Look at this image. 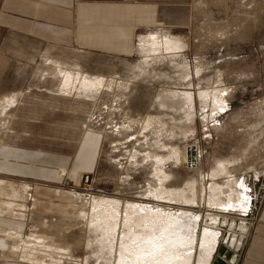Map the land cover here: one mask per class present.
Wrapping results in <instances>:
<instances>
[{"label":"rangeland","instance_id":"obj_1","mask_svg":"<svg viewBox=\"0 0 264 264\" xmlns=\"http://www.w3.org/2000/svg\"><path fill=\"white\" fill-rule=\"evenodd\" d=\"M190 7L191 13L185 20L181 17L177 18L176 22L162 21L153 28L157 31L149 30L150 32L146 33L182 39L184 47L179 51L180 56L176 61H186L192 77L191 85L185 86L193 92L194 120L189 124L192 132L190 131L191 134L187 132L183 139L178 136L174 138V143L185 147L188 163L183 165L168 163L166 170L173 175L170 182L172 187L181 186L187 177L195 175L194 171L200 170L204 176L202 186L205 187L206 199L210 182L208 172L219 162H235L227 171L243 178L247 186L250 208L246 212L213 211L218 214V219L213 220L223 230L229 227L232 220L243 218L247 223L246 231L240 232L244 236V242L237 253L235 264H238L264 198V0H192ZM143 32L145 31L136 33L129 55L36 46L30 64L23 67L16 64L18 68L22 67L18 70L22 79L19 83L21 90L14 92L20 91L21 94L19 103L11 110L9 130L1 135L3 142L16 143L18 147L41 151L56 158L72 156L78 146L80 149L83 140L79 144V137L83 130L92 127L102 133L91 166L92 168L95 164L93 172L86 173L91 170L90 168L82 175H78L77 170L71 165L72 161H69L73 159L67 158L69 164L67 160L62 163L67 172L58 182L35 177L15 180L27 181L23 186H32L31 194L34 196L39 194L37 195L39 198L48 199L42 194V189L35 193L36 190L55 187L65 191L74 190L80 196L86 197L103 195L124 201L142 200L137 198L140 195L138 191L150 180L149 168L127 161L126 151L134 146L135 142L131 137L134 130L123 129L120 125L125 115L135 119L153 115L163 118L166 114L174 115L175 112L163 110L155 99L159 89L171 86L170 81L163 79L161 73L164 72L174 77L173 79L177 78L176 69L169 65L171 58L166 53L155 54L158 57L155 59L154 56L149 60L155 68V74L151 75L153 77L137 79L125 97L119 99V103L112 102L113 93L107 91L104 86L98 91H88L76 96L60 94L55 91L56 82L50 80L48 76L50 71L43 65V61L46 58L62 64L74 63L88 75L125 79L131 74L130 66L143 57L134 49L137 47L139 34ZM195 66L201 67L198 76L194 73ZM166 80L169 83L166 84ZM200 86H218L226 89L228 110L220 111L213 118L204 120L202 116L209 110L201 109L202 102L197 95ZM174 116H177V113ZM257 126L262 127L261 135L255 132ZM150 137L151 135L148 138ZM252 137L256 138L254 145ZM135 148L140 152L144 151L140 147ZM253 162L255 172L250 168ZM4 180L7 178L2 177L1 181ZM216 180L222 184L225 177L221 175ZM171 206L178 210L192 211L202 218L209 209L206 200L200 206L194 204ZM28 207H33L29 199L22 197L14 200L0 197V215L21 220L22 234L30 235L35 231L36 222L40 217L56 224L50 231L63 229L57 226L62 225L63 221L59 222L56 211H46L44 206H38L34 210H28ZM205 218L201 220L203 227L206 224ZM54 219L56 221H53ZM54 239L62 245H68L70 248L72 246L71 255L77 258L78 264H85L83 258L90 255L84 245L86 234L77 228H70L64 236H57ZM218 240L208 264H232L228 256L235 251L233 244L229 240L228 242ZM4 259L0 258V262L5 261ZM81 259L82 262L79 261ZM192 259L189 263L197 264V252ZM92 260L93 258H90V262ZM65 264L74 262L69 261Z\"/></svg>","mask_w":264,"mask_h":264},{"label":"bare ground","instance_id":"obj_2","mask_svg":"<svg viewBox=\"0 0 264 264\" xmlns=\"http://www.w3.org/2000/svg\"><path fill=\"white\" fill-rule=\"evenodd\" d=\"M137 41V47L134 49L143 57L130 66L131 74L125 79L88 75L74 63L62 64L54 59L44 58L43 65L49 69L48 76L56 82L55 91L60 94L76 96L88 91H98L104 86L107 91L113 93L112 102L119 103V99L125 97L137 79L153 77L151 75L155 74V68L149 60L154 56L156 59L158 55L155 54L166 53L171 58L169 65L176 69L177 78L173 79L174 77L161 73L163 79L170 81L169 83L166 80L165 83L171 86L159 89L155 99L163 110L175 112L177 116H174V113L166 114L165 118L153 115L135 119L125 115L120 125L123 129L134 130L131 137L135 142L134 146L126 151L127 161L149 168L150 180L138 191L140 195L137 198L142 200L124 201L103 195L86 197L80 196L74 190L46 187L35 192L42 189V194L48 197L44 200L37 196L39 194L34 196L30 193L32 186H19L25 189L20 194L15 190L18 185L0 183V188H3L0 190V197L29 199L33 207H28V210L44 206L46 211H56L59 222L63 221L62 225H57L63 229H53L55 232H52L50 228L56 224L40 217L36 222L35 231L24 235L21 231V220L0 215V258H5L0 264H65L69 261L78 264L77 258L71 255L72 246L70 248L68 245H62L54 239L64 236L70 228H77L86 234L84 245L90 255L83 258L85 264H190L196 252L197 264H208L216 242L223 236L224 231H229L236 237L243 235L240 233L245 229L243 218L232 220L226 230L216 225L213 220L218 218V214L213 211L246 212L250 208L247 186L243 178L227 171L235 162H219L208 172L210 182L206 199L205 187L202 186L204 176L200 170L194 171L195 175L187 177L181 186L172 187L170 184L173 175L167 172L166 165L188 163L185 147L174 143V138L178 136L183 139L187 132H192L189 124L194 120L193 92L185 87L191 85L192 79L188 63L176 61L184 42L178 37H158L151 33L138 36ZM194 69L195 75L198 76L201 67L195 66ZM20 94L19 91L0 96V144L4 141L1 135L9 130L11 110L19 103ZM227 94L226 89L218 86L198 88L201 109L209 110L207 114H203L204 120L213 118L220 111L228 110ZM85 130L99 131L92 127ZM255 132L261 135L262 127L257 126ZM255 141L256 138L252 137V145ZM135 147L144 151L140 152ZM118 163L121 164L120 161ZM250 168L255 172V162ZM221 175L225 177L222 184L216 180ZM245 196L247 200L244 199ZM205 200L209 209L203 218L192 211L178 210L171 206H200ZM204 218L205 227L201 225ZM9 258L16 260H8ZM90 258H93L91 262ZM79 261L82 262V259Z\"/></svg>","mask_w":264,"mask_h":264},{"label":"crops","instance_id":"obj_3","mask_svg":"<svg viewBox=\"0 0 264 264\" xmlns=\"http://www.w3.org/2000/svg\"><path fill=\"white\" fill-rule=\"evenodd\" d=\"M191 2L0 0V96L21 90L22 76L18 70L31 63L36 46L129 55L137 32L145 31L140 36L157 31L153 28L162 21L176 22L181 17L185 20L191 13ZM16 64L22 67L18 68ZM100 134L99 131L85 130L79 137V144L83 140L80 149L78 146L72 156L56 158L18 147L16 143L3 142L0 144V183L23 185L27 181L15 180L32 177L58 182L67 172L62 164L67 158L73 159H69L72 167L82 175L94 163L102 139ZM94 166L86 173L93 172ZM2 177L7 180L1 181ZM16 187L20 194L25 191L23 187ZM238 264H264V198Z\"/></svg>","mask_w":264,"mask_h":264},{"label":"water","instance_id":"obj_4","mask_svg":"<svg viewBox=\"0 0 264 264\" xmlns=\"http://www.w3.org/2000/svg\"><path fill=\"white\" fill-rule=\"evenodd\" d=\"M244 225L246 227L247 223L245 222ZM245 231H246V228L242 232H245ZM237 236L238 237H236L234 234H231L229 231H225V232H223V236L218 240V241H222V242H224V241L228 242V240H229V242H231L233 244L235 251L232 252V255L228 256L232 264L236 263V259L238 257L237 253L241 250L242 244L244 242V236L243 235H237Z\"/></svg>","mask_w":264,"mask_h":264},{"label":"snow or ice","instance_id":"obj_5","mask_svg":"<svg viewBox=\"0 0 264 264\" xmlns=\"http://www.w3.org/2000/svg\"><path fill=\"white\" fill-rule=\"evenodd\" d=\"M241 187H243V183L242 182H241ZM244 199L247 200V197L245 196Z\"/></svg>","mask_w":264,"mask_h":264},{"label":"built area","instance_id":"obj_6","mask_svg":"<svg viewBox=\"0 0 264 264\" xmlns=\"http://www.w3.org/2000/svg\"><path fill=\"white\" fill-rule=\"evenodd\" d=\"M189 165H192L191 163H189ZM191 167V166H190ZM85 178L87 179V176H85Z\"/></svg>","mask_w":264,"mask_h":264}]
</instances>
